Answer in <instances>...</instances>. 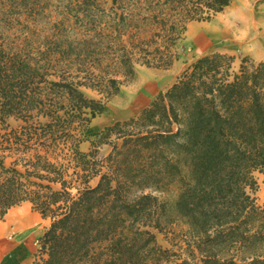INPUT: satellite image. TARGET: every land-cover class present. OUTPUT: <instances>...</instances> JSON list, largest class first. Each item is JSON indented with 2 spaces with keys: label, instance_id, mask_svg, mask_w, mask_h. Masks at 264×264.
I'll return each instance as SVG.
<instances>
[{
  "label": "trees",
  "instance_id": "trees-1",
  "mask_svg": "<svg viewBox=\"0 0 264 264\" xmlns=\"http://www.w3.org/2000/svg\"><path fill=\"white\" fill-rule=\"evenodd\" d=\"M145 1L0 0V219L28 203L49 221L32 264H264L255 177L264 174V61L243 57L234 71V56H201L136 116L89 130L120 77L133 75L132 57L122 74L86 67L87 44L103 35L90 22L105 14L112 35L122 23L118 38L134 42L142 27L161 30L149 16L159 9L178 8L185 31L231 2ZM143 5L146 17H136ZM176 59L141 64L168 69ZM171 184L185 259L153 232L169 218L153 193Z\"/></svg>",
  "mask_w": 264,
  "mask_h": 264
},
{
  "label": "rangeland",
  "instance_id": "rangeland-1",
  "mask_svg": "<svg viewBox=\"0 0 264 264\" xmlns=\"http://www.w3.org/2000/svg\"><path fill=\"white\" fill-rule=\"evenodd\" d=\"M245 1L254 8V11L259 7L264 9V0ZM145 2L151 4L150 8H156L154 6L156 0H146ZM141 8L142 10L140 12L135 13L136 17L145 18L147 15V10H144L146 5L141 6ZM257 14L258 15L250 20V25L255 29L258 28L256 31L257 34L254 33V36L250 37L248 40H240L239 35L236 33L230 35V33L225 31V28L220 32V38L224 40H233L234 42L237 41V43L246 42L235 52V54H227L228 56L235 57L232 64V69L234 71L238 69L240 59L243 57H247L254 62L264 61V12L258 11ZM151 15L152 19L150 20H154L155 18L160 19L159 22L162 26L161 30H153L154 28H151L152 32H150L142 27L138 34L139 39H135L134 42L128 37H123V40L118 38L117 35L119 33H124L125 31V27L122 26V23L116 27L117 35H112L114 32L113 28L115 29V24H112L110 20L106 18L105 14L102 15L101 20L90 22V29H96L97 33L100 32V34L103 35L101 37L98 36L97 39L92 40L87 44L85 53L88 55L87 57L82 58L86 67L91 65L99 66V69L103 71V75L109 73L114 74L116 71H119V73L122 74L120 72L124 71L121 68L122 59L132 57L131 59L133 61V75L126 78L124 76L120 77L121 85L118 93L106 103L102 114L98 115L91 121L89 130L93 135L102 131L106 126L112 125L117 121H125L129 117H132L134 111L138 107V105L133 102L138 94L143 96V102L141 100L139 104L148 103L157 95V93L173 84L176 77L186 65L201 56L215 52L196 55L193 48L190 47L186 41L187 27L184 31L182 30L181 25L177 23V20L179 21L181 18L178 8L176 10L171 8L169 11L159 9L154 14H149V16ZM55 19L58 21L60 17L56 16ZM239 19V27H241L243 19ZM164 24L166 26H163ZM227 26V31L229 28L233 30L237 29L236 26ZM217 36H219V31ZM174 40H176L175 45L171 44ZM217 49H223V47L218 46ZM169 52L174 54L177 59L168 69L147 67L141 64L142 61H157V59ZM80 90L87 98L99 99L101 97L97 92L90 89L81 87ZM81 149L87 151L89 149V143H82ZM109 151V145L100 146V154L106 156ZM255 177L259 186L257 192L258 202L264 204V174L255 173ZM153 194L157 196L160 202L165 204L167 215L169 217L163 224L162 232L153 230L156 242L162 249H168L170 252H173L175 255L172 257L185 259L186 254L181 249L180 241L187 226L177 218L174 211V203L178 194V187L176 184H171L162 191H157Z\"/></svg>",
  "mask_w": 264,
  "mask_h": 264
},
{
  "label": "crops",
  "instance_id": "crops-1",
  "mask_svg": "<svg viewBox=\"0 0 264 264\" xmlns=\"http://www.w3.org/2000/svg\"><path fill=\"white\" fill-rule=\"evenodd\" d=\"M258 11L264 12V9L259 7L254 11V8L247 1L232 0L222 12L216 14L210 21L188 23L186 41L196 55H204L214 51L226 55L235 54L246 42L237 43L233 40H224L220 38V32L226 28L225 25L238 28L240 19L237 16L240 14L252 13L256 15ZM213 30L219 31V36H213ZM218 46H222L223 49H217ZM141 100L143 102V96L138 94L133 101L138 107L132 117L136 116L151 102L139 104ZM48 225L49 221L42 219L37 212L31 209L28 203H22L8 210L4 218L0 220V264H32L34 253L38 248V238Z\"/></svg>",
  "mask_w": 264,
  "mask_h": 264
},
{
  "label": "bare ground",
  "instance_id": "bare-ground-1",
  "mask_svg": "<svg viewBox=\"0 0 264 264\" xmlns=\"http://www.w3.org/2000/svg\"><path fill=\"white\" fill-rule=\"evenodd\" d=\"M241 12V11H240ZM239 12V13H240ZM251 13V12H250ZM237 15V14H236ZM258 15V14H256ZM256 15L254 14H240L239 18L243 19V22L241 23V27L237 28V29H231L229 28L227 31V25L225 26V31L230 33V35H233L234 33L239 35V39L240 40H248L250 37L254 36V33H256L257 29H255L252 25H250V20L255 17ZM207 27V26H206ZM197 28V27H196ZM215 30V29H214ZM213 30V31H214ZM218 30V29H217ZM218 31H214L213 36H217ZM211 34V35H212ZM257 34V33H256ZM222 37V36H221ZM226 37V36H225ZM224 37V38H225ZM236 41V40H235ZM237 42V41H236ZM243 43V42H242ZM263 197V196H262Z\"/></svg>",
  "mask_w": 264,
  "mask_h": 264
}]
</instances>
